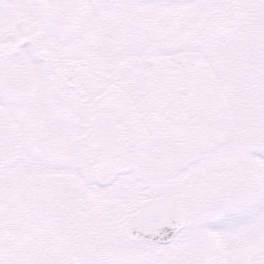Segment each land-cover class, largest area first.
Here are the masks:
<instances>
[{
  "label": "snow or ice",
  "instance_id": "1",
  "mask_svg": "<svg viewBox=\"0 0 264 264\" xmlns=\"http://www.w3.org/2000/svg\"><path fill=\"white\" fill-rule=\"evenodd\" d=\"M0 264H264V0H0Z\"/></svg>",
  "mask_w": 264,
  "mask_h": 264
}]
</instances>
